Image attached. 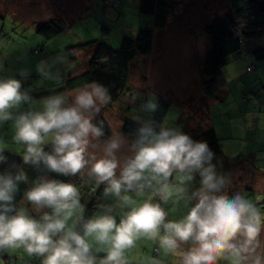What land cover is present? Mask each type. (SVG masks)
<instances>
[{
	"label": "rangeland",
	"instance_id": "1",
	"mask_svg": "<svg viewBox=\"0 0 264 264\" xmlns=\"http://www.w3.org/2000/svg\"><path fill=\"white\" fill-rule=\"evenodd\" d=\"M77 2L78 0H0V80H19L20 91L29 97L8 110L12 119L0 121V149L6 158L0 161V175H3L5 169L23 170L27 176L29 190L36 184L49 180L75 185L79 193L80 207L68 221V225L73 229L93 197L96 201L93 217L109 215L119 224V219L125 217L133 206H123L121 200L111 201L107 195L97 197L95 194L90 198L86 194L87 189L99 184L96 177L90 174L91 164L94 162L92 157H105L109 144L115 141L119 148L114 150V155L122 167L136 148L132 136L123 129L124 116L131 114L141 120H151L154 111L147 109L145 105L154 99L161 107L163 104L160 98H164L168 104L165 105L163 119L159 122L155 119L159 132L162 127L176 131L187 129L190 132L196 129L199 132L209 124L212 125L221 145V152L213 155L210 161L214 171L232 170L238 173L239 180L244 184H234L232 194H240L251 201L264 215V182L260 184L257 176L250 173L253 170L252 165L254 169H264V59H258L251 54L252 49L264 45V35L241 40V43H246L242 51L229 54L226 63L221 67V87L210 96H207L203 89L207 79L203 64L210 46V36L202 29L215 14L230 10L228 0H172L173 11L168 16L166 26L154 27L153 48L141 54L133 63L132 80L120 99L114 103L108 102V99L107 103H101L97 99L98 112L95 109H81L90 120L94 115L102 113L110 123L111 133L103 139L89 136L85 153L89 163L79 173L74 176L55 173L49 170L43 161L37 165L24 164V146L13 140L16 132L15 118L22 113L43 112L45 101L54 97H62V108L75 106L78 94L93 90L94 85L88 84L65 92H42L59 86L65 78L64 72L68 73L76 64L70 62L64 47L80 40L94 38L118 47L122 36L130 31L124 30L123 25L117 30V24L111 20L109 25H104L112 32L104 31L96 18L97 15L102 18L100 12L87 8L80 10L77 8ZM89 2L94 7L95 1ZM138 5L139 0H119V6L124 13L120 14L116 21L124 24L126 28H129L127 23L153 26L152 20H147L151 17L140 15ZM64 14L67 18L70 17V21L74 17L72 27L75 32L66 29L58 36L48 39L36 32V27L42 19ZM70 21L65 23L69 25ZM134 29L135 27L131 31ZM117 37L118 41H115ZM90 52V48L80 52L81 60L86 61ZM42 147L47 153L53 151L51 134ZM243 158L250 163L242 165ZM231 163L235 169L227 167ZM119 171L120 167L117 168V174ZM168 184L177 187L179 182ZM230 191L224 189L219 194H226L231 198ZM149 193L150 190L146 187L143 196H138L141 201L137 203L147 201L146 196ZM20 208L37 220L44 212H51L49 208H42L37 212L35 206L24 197L19 202ZM188 212L189 210L183 211V214L186 216ZM176 216L177 212L173 221L183 219ZM161 234H164L163 229ZM258 239L259 247L247 260L242 261V264H253L257 256L264 264V227ZM156 245L160 247L159 238L154 241L141 236L132 248L125 250L126 261L132 264H155L160 255L159 251L152 249ZM92 246L96 250L95 245ZM195 246L192 241H188L181 245L178 251L186 252ZM170 256L172 264L181 260L178 255ZM43 259V256H29L22 248L0 250V264H34L33 261L42 263ZM102 259L95 258V264H101ZM216 264H234V260L225 253Z\"/></svg>",
	"mask_w": 264,
	"mask_h": 264
},
{
	"label": "clouds",
	"instance_id": "2",
	"mask_svg": "<svg viewBox=\"0 0 264 264\" xmlns=\"http://www.w3.org/2000/svg\"><path fill=\"white\" fill-rule=\"evenodd\" d=\"M99 2L106 8H114L102 0ZM20 89L21 82L17 79L0 80V121L12 119L8 110L29 99ZM97 99L101 103L110 99L106 98V90L98 85L93 86L91 92L78 94L75 106L62 108V97H54L45 101L43 112L22 113L16 117L13 140L24 146V164L37 165L43 161L49 170L73 176L85 168L89 163L85 158L88 138L90 135L99 137L102 132L81 109L98 112ZM145 107L155 111L158 103L151 99ZM140 131L142 135L135 154L122 167L114 155V150L119 148L115 141L109 144L105 157H92L90 174L96 177L97 183H107L105 194L111 193L125 205H133L126 216L119 219V224L112 216L102 215L88 219L83 224V234L73 230L68 221L80 207L78 189L57 180L40 182L25 192L24 198L37 212L42 208L51 209L39 220L27 215L23 208L17 209L13 204L18 182L27 181L24 171L20 170L14 177L0 175V250L22 248L29 256H43L42 264H95L91 249L97 244L106 252L101 264H127L125 250L132 248L138 238L146 236L153 240L159 238L165 253L180 256L181 264H216L225 253L233 258L234 264L247 260L259 247L264 215L240 194L232 198L217 194L225 180L216 176L208 144L194 141L174 129L162 127L156 133L145 127ZM49 134L53 145L51 154L42 147ZM5 159L0 149V161ZM174 172L184 174L178 177L181 184L192 180L194 172L201 176V188L193 193L197 203L180 221L165 222L167 214L163 205L152 203L151 197L137 203L130 195L121 196L122 189L143 196L144 189L153 188L155 182L159 187L153 188L154 193L167 201L173 189L166 181L175 183L170 178ZM188 241L196 246L179 252L180 244ZM253 264H261L259 256Z\"/></svg>",
	"mask_w": 264,
	"mask_h": 264
},
{
	"label": "trees",
	"instance_id": "3",
	"mask_svg": "<svg viewBox=\"0 0 264 264\" xmlns=\"http://www.w3.org/2000/svg\"><path fill=\"white\" fill-rule=\"evenodd\" d=\"M115 1L116 3L114 4ZM228 1L231 5L230 10L223 14H215L202 29L203 32L210 36V46L206 52L203 64V71L207 75L203 89L207 96L214 94L221 87V67L226 63V58L229 54L242 51L246 43L245 41L241 43V40L264 35V0ZM171 2L172 0H139V9L141 12L150 14L153 17V26L138 24L133 32L130 30L128 34L122 36L118 47H113L109 42L99 38L80 40L65 46L64 51L70 57V62H75L76 64L71 67L68 73L64 72L65 78L59 86L42 92L47 94L65 92L69 89H77L84 85L93 84L106 90L107 98H110L108 102L114 103L119 100L132 80L133 63L140 58L141 54L149 52L153 48L154 27L166 26L168 16L173 11ZM99 3L101 4V2ZM112 3L116 7L119 5V0H114ZM66 29L65 20L60 16H56L40 22L36 27V32L48 39L58 36ZM86 48H90L91 52L87 58L84 57L86 61H82L80 52ZM251 54L258 59H264V45L252 49ZM160 102L163 105L161 107L160 104L158 105L151 120H141L131 114L124 116L123 129L132 136L135 144L141 138L142 133L140 130L142 128L150 127L154 132L159 133L158 122L163 119L166 109L165 105L168 104V101L160 98ZM91 121L96 127L101 129L102 135L99 136L100 139L106 138L111 133L110 123L102 113L94 115ZM197 131L196 129L193 132L187 129L180 130V132L189 135L194 141L206 142L213 155L221 152L220 140L216 129L212 125L209 124L206 128H202L199 132ZM51 153L53 151L49 154ZM19 172L18 168L5 169L3 175L10 174L14 177ZM61 179L65 180L64 178ZM173 181L175 183L178 182L174 178ZM106 185L107 183L95 185L87 189L86 194L90 198L95 194L97 197H104V193L101 190ZM17 189L14 194L13 204L19 209L20 200L24 197L25 192L29 190L27 181L18 182ZM100 193L103 195L101 196ZM95 203V197H93L89 206L79 217L73 230L83 234V224L94 214ZM91 255L105 257L106 253H99L91 249ZM33 263L41 262L33 261ZM127 264L132 263L127 262Z\"/></svg>",
	"mask_w": 264,
	"mask_h": 264
},
{
	"label": "crops",
	"instance_id": "4",
	"mask_svg": "<svg viewBox=\"0 0 264 264\" xmlns=\"http://www.w3.org/2000/svg\"><path fill=\"white\" fill-rule=\"evenodd\" d=\"M94 1H95V4H94V7L95 8L91 5V2H89V0H78V2H77L78 3V7L77 8L80 9V10H83L84 8H87V9H89L91 11H94V12L95 11L100 12V15L102 16V18L99 17L98 15L96 16V18H97V21L101 24V27H102V29H104V31H106V32H112V30L109 29V27H107V26L104 25V24H108L109 25V20H111V21H113L114 23L117 24V26H118L117 30H119V28L122 27V25L124 26V30L125 29L132 30L133 27H136L138 25L137 23H135V24L127 23V25L129 26V28H126L124 24L119 23V21H116L119 18V15L122 14V13H124V11L120 8L119 5H117L114 8H106V7L102 6L98 2V0H94ZM135 1H137V0H135ZM139 11H140V15H145V16H148L149 18L151 17V19H147V20H152V24H153L154 19H153V17L150 14H146L144 12H141L140 9H139ZM84 15L85 14H82V16H84ZM60 17H62L65 21H70V17L67 18L66 14H64V15H62ZM43 20H45V19H42L41 21H43ZM74 20H75L74 17L71 18V21L69 22V25H67V30L68 29L69 30H73V27H72L73 23L72 22ZM131 25H133V26L130 27ZM117 39H118V37H117ZM117 39H115V41ZM260 146H262V145H260ZM134 154H135V152H134ZM134 154L132 156H130V158L133 157ZM211 160H212V158H211ZM241 163L243 165L245 163H250V161H246L243 158V160L241 161ZM231 165H232V163L231 164H228L227 167H231V168L235 169ZM252 167H253V170L250 173H253L255 176H257V178L260 181V184L263 183L264 182V169H260V170H259V168L254 169V166L253 165H252ZM241 171H242V174L241 175H243L244 174L243 168L241 169ZM119 173H120V171H119ZM119 173L117 174V176L119 175ZM215 173H216V176L218 178H223L225 180V184L221 188L222 191L220 190V192H223V190L226 189V190H231L230 192L232 194V189L235 188L234 187V184L237 185V186H238L239 182L241 183V185L244 184L242 180H239V178H240L239 174L236 173V172H233L232 170H225V171H220V172H215ZM180 175H184V174L183 173L174 172L173 175H172V177H170L172 180H173V178L175 180H177L179 182V185L177 187L171 186L172 189H173V195L167 201L161 200L160 196L159 195H156L154 193L153 188H158L159 187L158 184H155V182H153V188H150V189L148 188L150 190V193H149L148 196H146V197H148L147 200L151 197V202L152 203H155V202L160 203V204L163 205V207H164L163 209H165L164 211H168L166 213L167 215H166V218H165V222L173 221L172 219H173V216L176 215V212H177V216L176 217H180L181 216V217L184 218L185 217V214H183V211H187V210L190 211L191 207H193L195 205V203H197V197L193 196V193L197 192L201 188V183H200L201 176H200L199 172L192 173L193 179L190 180V181H185L183 184H181L180 181H179V179H178V177ZM166 183H170V181H166ZM99 185H100V183H99ZM106 187H107V185H106ZM105 188H102V190H101V192L104 193V196L107 195V198L110 199L111 201H114V202H117L116 200H120L118 197H116L115 195H113L111 193L105 194V191H104ZM179 188H183L184 191L183 192H177V191H175L176 189H179ZM219 193H217V194H219ZM100 194H101V196L103 195L102 193H100ZM126 194L132 196V198L136 202L141 201V199L136 195L135 192H128V193H126L122 189L121 196L126 195ZM232 197H234L233 194L231 195V198ZM121 204L123 206L125 205L123 202H121ZM93 216H94V214L91 216V218H93ZM160 234H161V231H160ZM154 241H156V239ZM184 244L185 243H181L180 246L181 245H184ZM94 245H95V248H96V250H95L93 248V246H92V249L94 251L99 252V253H102L103 252V246L97 245V244H94ZM157 246L158 245L153 246V248H152L155 252H158V251L160 252V255L157 257V260H156L155 264H172L171 256H170L171 253H165V251L161 247H159V246L157 247ZM155 247H157V249H155ZM100 251H102V252H100ZM104 253H106V252L104 251ZM93 257L94 258H104V257H98V256H93ZM175 263L176 264H181V260H178ZM249 263H251V261H249ZM261 264H263V260L261 261Z\"/></svg>",
	"mask_w": 264,
	"mask_h": 264
},
{
	"label": "built area",
	"instance_id": "5",
	"mask_svg": "<svg viewBox=\"0 0 264 264\" xmlns=\"http://www.w3.org/2000/svg\"><path fill=\"white\" fill-rule=\"evenodd\" d=\"M114 0H102V2L103 3H106V4H108V5H112V6H115L114 4L116 3V1L114 2V4L112 3ZM161 207H162V205H160ZM121 219H123V218H121ZM120 219V220H121ZM120 220H119V222H120ZM36 264H41V263H36Z\"/></svg>",
	"mask_w": 264,
	"mask_h": 264
}]
</instances>
